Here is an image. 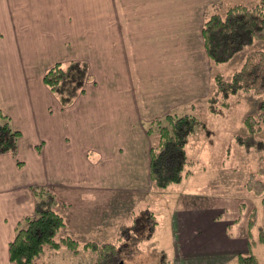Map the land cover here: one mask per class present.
Wrapping results in <instances>:
<instances>
[{"label":"crops","instance_id":"1","mask_svg":"<svg viewBox=\"0 0 264 264\" xmlns=\"http://www.w3.org/2000/svg\"><path fill=\"white\" fill-rule=\"evenodd\" d=\"M66 1L72 9L61 10L57 17L53 6L38 10L49 5L44 0H0V111L20 131L16 153L0 154V264H16L9 260L8 243L23 218L34 214L33 186L55 193L57 209L67 220L62 234L73 236L100 226L98 214L88 220L81 211L84 203L98 206L100 193L152 187L149 157L138 146L144 142L137 139L136 118L127 121L141 102L131 99L133 92L153 97V84L148 91L142 78L148 80L147 65L137 59L138 46H147L149 32L151 38L158 32V39L166 34L178 49L173 44L177 34L193 35L206 14L234 0H142L150 3L141 6L135 0ZM70 60L86 61L90 78L73 102L61 107L44 84L43 73ZM105 110L111 115H100ZM199 211L192 223L202 227V238L211 229L204 222L208 227L214 217L206 220L205 212L203 221L196 222ZM199 246L193 255L210 252L196 251ZM73 255L66 247L46 249L43 264H57L60 257L77 264Z\"/></svg>","mask_w":264,"mask_h":264},{"label":"rangeland","instance_id":"2","mask_svg":"<svg viewBox=\"0 0 264 264\" xmlns=\"http://www.w3.org/2000/svg\"><path fill=\"white\" fill-rule=\"evenodd\" d=\"M46 1L49 5L38 10L44 11L53 6L52 13L57 17L61 15L59 14L61 10L72 9L71 1L62 0L65 2L57 4L58 0H44ZM140 1L142 0H135L132 3H140L141 6L144 2ZM257 2L260 0H234L228 4L226 1L222 7H216L204 18V15L202 16L203 20L195 25L196 32L193 35L177 34L173 38V44L178 49L171 46L166 34L159 35L158 39L156 35L158 32L152 35V38L149 32V44L138 46L140 54L137 55V59L147 65L145 68L149 81L142 78L147 82L148 91L153 84V97L147 99L133 92L131 99L137 101L141 98V102L137 101L136 114H133L132 110L127 121L136 118L137 139L144 142L138 146L145 147V153L149 157L151 147L159 138L156 132L157 121H164L169 113L180 115L192 112L200 123L185 147L190 165L187 174L179 182L163 189L151 184V188L146 186L147 189L142 192L110 195L105 192L100 193L98 206L97 203L89 202L88 205L84 203L81 211L86 213L85 217H88V220L94 214H98L97 219L100 218V226H90V231L85 234L75 236L62 234L67 220L56 206L64 218L60 235H68L78 241L77 252L65 245L62 246L76 254L73 256L77 264H94L97 255L95 248L103 243L118 244L116 239L121 223L129 225L135 216V232L127 240L126 246L120 249L121 259L118 264H236L237 251L245 250V233L250 209L257 208V222L252 230L255 234L257 225L264 221L261 204L264 192L259 196L253 194L246 188V181L254 174L264 182V174H258L262 163L259 154L251 150L246 151L235 141V136L247 135L244 119L260 111L264 97L252 90L247 92L238 90L229 96L226 108H221L220 103L215 104L214 113L208 109V98L214 90L213 76L222 73L229 79L231 74L240 68L247 53L252 50H264V40L254 39L231 59L213 63L205 53L201 29L205 19L216 10L224 12L236 5L251 7ZM148 3L150 2L143 5ZM140 6L138 10L141 9ZM261 10L264 12V5ZM141 25L143 26V21ZM68 62L64 61L61 64ZM161 82L165 84L161 85ZM160 88H164V91ZM137 92L139 94V88ZM111 113L112 111L105 110L100 115L108 116ZM152 124V130L148 132ZM255 136L264 138V122L260 124ZM197 211L199 213L196 222L203 221L205 212H208L206 220H209L210 214L214 217L212 223L208 221V227L207 221L204 222L206 223L204 227L208 229L210 226L211 229L203 232L202 238L199 237L202 234V227L192 223V216ZM151 213L155 215L156 230L150 239H143L148 232ZM96 233L99 236L95 235ZM236 238L240 241L234 240ZM199 243L196 251L210 252L193 255L194 246ZM254 252L261 261H264V244L260 243ZM43 260L41 255L39 263L43 264ZM55 261L57 264H62V261L68 264L69 259L60 257Z\"/></svg>","mask_w":264,"mask_h":264},{"label":"trees","instance_id":"3","mask_svg":"<svg viewBox=\"0 0 264 264\" xmlns=\"http://www.w3.org/2000/svg\"><path fill=\"white\" fill-rule=\"evenodd\" d=\"M263 5L264 0H260L251 7L236 5L222 13L210 14L201 29L203 47L208 59L213 63L225 62L250 45L254 39L264 40V12L261 10ZM89 78L87 62L72 60L64 65L57 62L49 66L44 72L43 82L60 105L67 106L83 91ZM212 79L214 90L208 98V109L212 113L216 110L215 104L220 103L221 108H226L229 96L238 90H252L264 97V50L247 53L240 68L229 79L222 73L215 74ZM262 122L264 103L256 115L245 117L247 135L235 136V141L246 151L259 154L262 161L259 175L264 174V138L256 137L255 133ZM199 123V119L192 112L180 115L169 113L164 121H157L156 132L159 138L149 154V179L153 186L163 189L179 182L187 174L190 161L185 147ZM152 126L153 124L148 132L152 130ZM19 137L20 131L13 129L7 114L0 111V154L16 153ZM246 188L259 196L264 192V182L252 174L246 181ZM32 191L35 197L34 214L23 218L14 238L8 243L10 261L16 264H40L39 257L46 249L57 250L63 245L77 252L78 241L71 236L60 235L64 218L56 209L58 201L55 193L43 186H33ZM261 204L264 215V197ZM154 216L151 213L148 232L143 239H150L156 230ZM256 222L257 208L252 207L247 220L245 250L237 251L236 264H264L254 253L257 244H264V221L257 225L255 234L252 230ZM135 227L136 216L129 225L121 223L116 239L118 244L103 243L95 248L97 255L94 264H118L121 259L120 249L126 246L127 240L135 232Z\"/></svg>","mask_w":264,"mask_h":264}]
</instances>
